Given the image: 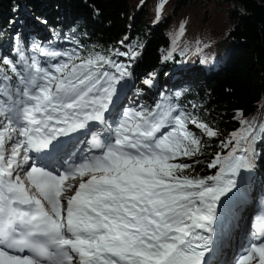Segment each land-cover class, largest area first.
<instances>
[{"label":"snow or ice","instance_id":"snow-or-ice-1","mask_svg":"<svg viewBox=\"0 0 264 264\" xmlns=\"http://www.w3.org/2000/svg\"><path fill=\"white\" fill-rule=\"evenodd\" d=\"M13 52L0 57V264H220L264 123L238 110L241 127L220 141L228 151L206 165L214 174L194 175L203 138L220 132L182 91L125 104L132 72L114 57L139 52L36 41L26 52L19 39ZM245 239L231 264H264V211Z\"/></svg>","mask_w":264,"mask_h":264},{"label":"trees","instance_id":"trees-1","mask_svg":"<svg viewBox=\"0 0 264 264\" xmlns=\"http://www.w3.org/2000/svg\"><path fill=\"white\" fill-rule=\"evenodd\" d=\"M22 12L47 21V39L39 41L44 46L59 50L72 46L82 54L117 49L139 52L135 60L114 59L131 61V79L144 80L155 73L158 95L168 89L182 91L180 103L185 109L219 132L230 135L241 127L235 118L238 110H243L241 119L257 126L264 123V0H0V57L7 42L13 52L17 39L30 52L34 35L16 28ZM188 19H193L192 25ZM65 36H75L83 48ZM224 44L227 48L220 53ZM173 48L172 58L164 60ZM195 68L205 73L195 74ZM169 75L171 85L166 83ZM212 112L220 113V118ZM221 140L203 138L204 155L194 165V175L214 174L206 165L215 153L228 151L220 147ZM262 143L256 146L255 168L242 172L250 185L264 177Z\"/></svg>","mask_w":264,"mask_h":264},{"label":"rangeland","instance_id":"rangeland-1","mask_svg":"<svg viewBox=\"0 0 264 264\" xmlns=\"http://www.w3.org/2000/svg\"><path fill=\"white\" fill-rule=\"evenodd\" d=\"M33 15L32 13H29L28 15H24V12H22L21 16H20V19L18 20L17 22V30L19 31H23V32H26V33H29V34H33L34 35V38L32 41H36V42H39V41H45L47 39V31H46V28H45V25L43 23H41L42 20H37L36 18H32ZM31 25H30V24ZM187 24L188 25H192L193 24V19H188L187 20ZM186 24V25H187ZM33 25H36V27H34ZM34 27V29H33ZM5 48H4V56H11V53H14L11 51V47L9 46V43L7 42L5 45ZM31 46V45H30ZM69 48H74L72 46H69ZM227 48V45L224 44V45H221L219 47V52L221 53L223 50H225ZM124 63L126 64H131V61L128 62L126 59L124 60ZM185 62H182L180 63V66H183ZM179 69V67L177 68ZM200 70L196 69L195 68V74H197ZM201 74H204L205 71H200ZM192 74H194V71H192ZM171 80H172V76L169 75L167 80H166V83H168L169 85H171ZM143 79H131L129 78L128 80V87L129 88L127 91L128 92H131L132 95L131 97L133 98H138L139 95H136L135 93H133L134 89L136 88H139V89H143L146 90L147 88H149L148 86L144 85L142 83ZM167 84V85H168ZM131 86V87H130ZM158 81L157 79H155V86L152 88V92L150 93V95L145 99V98H142L141 99V104L145 105V106H152L154 104L155 101H157L159 99V95H158ZM167 88H170V87H167ZM166 93H171L170 92V89L167 90ZM131 97H128V98H131ZM211 115L217 119L220 118L221 114L220 113H217V112H212ZM191 127V126H190ZM199 135V132L197 133ZM229 136V133L227 131H220V138L222 139H226L227 137ZM264 143H262L260 145V147H264L263 145ZM242 176H243V173H241ZM264 177L262 180H256L255 183L253 184H249L247 190L249 191L250 194L254 195V198L258 201V199L256 198L257 195H261V192H262V187L264 186ZM244 183V181H243ZM247 187V186H246ZM239 197V198H238ZM236 197V199H242V201H239L240 203V206H238V203L236 202V206H235V209H238V207L240 208L241 205H242V202L244 201L243 198L241 196H238ZM264 197V196H263ZM259 202V201H258ZM235 253V252H234Z\"/></svg>","mask_w":264,"mask_h":264},{"label":"bare ground","instance_id":"bare-ground-1","mask_svg":"<svg viewBox=\"0 0 264 264\" xmlns=\"http://www.w3.org/2000/svg\"><path fill=\"white\" fill-rule=\"evenodd\" d=\"M30 24V23H29ZM36 27V25H34ZM33 27V29H34ZM37 28V27H36ZM131 87V86H130ZM129 88H126L124 90L127 99L124 101L125 104H129V102H135V103H141L142 98H147L150 93L152 92V88H147L143 91L141 95L138 96V98H132L131 92H128ZM138 89V88H136ZM136 89H134L133 93L136 94ZM131 97V98H128ZM86 145H79V147L83 148ZM74 151V150H73ZM78 155V153H77ZM242 175V174H241ZM239 183V181H238ZM241 196L243 198V202L239 210L235 209L236 202L238 203V206H240L239 201H242V199H235L232 205V210L239 214L240 219L237 221L238 227L233 231L231 239L227 242V245L224 249V252L221 257H219L220 264H231V259L234 254V252H238L240 249V246L242 244H246V236H250V233L253 230V222L254 218L257 214L261 213L264 210V199L259 198L256 196L258 201L254 198V195L250 194L247 190L246 184L243 183L242 187L240 189V192L237 194L236 197ZM260 196V195H259ZM239 198V197H238Z\"/></svg>","mask_w":264,"mask_h":264}]
</instances>
